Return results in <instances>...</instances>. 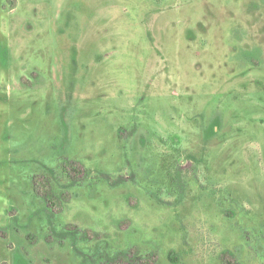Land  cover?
<instances>
[{
    "label": "rangeland",
    "instance_id": "374dc122",
    "mask_svg": "<svg viewBox=\"0 0 264 264\" xmlns=\"http://www.w3.org/2000/svg\"><path fill=\"white\" fill-rule=\"evenodd\" d=\"M82 263L264 264V0H0V264Z\"/></svg>",
    "mask_w": 264,
    "mask_h": 264
},
{
    "label": "trees",
    "instance_id": "16d2710c",
    "mask_svg": "<svg viewBox=\"0 0 264 264\" xmlns=\"http://www.w3.org/2000/svg\"><path fill=\"white\" fill-rule=\"evenodd\" d=\"M72 65H73V71H75V68L77 66V53L74 49L73 51V55H72ZM218 124V123H216ZM217 132V125H210L207 129V131L205 132L206 138H210L212 135H215ZM208 138L206 140V143H208ZM206 154V146L204 147L203 150V155L198 157L195 156L193 154H189V153H184V152H179L178 155L172 154L169 156H166L163 158L162 160V164H161V168L163 170V172L165 173V176L169 179L170 184L175 185L178 184V182L181 180V174H182V164H181V160L183 158L192 161L194 164L199 165L201 163H205L206 160L204 158ZM61 167L63 169V172L65 174H67L68 177H71L70 173H74L75 177L77 176V174L80 173L79 168L77 167L76 164L69 162L66 158H62V162H61ZM74 179V178H73ZM75 180V179H74ZM62 227L61 230H59L58 228ZM51 232L53 233H57L60 232L62 238H66L69 235L71 236V232H74V235L76 236V232H79V230L77 229V231H75V229L71 230V227L69 226H58L55 224H52L51 226ZM84 237H82V241L84 242H88L89 241V231H85L84 232ZM77 238V237H76ZM73 239V238H72ZM72 242L76 245L77 241H73ZM61 243V242H60ZM62 244V243H61ZM84 264V263H82Z\"/></svg>",
    "mask_w": 264,
    "mask_h": 264
}]
</instances>
